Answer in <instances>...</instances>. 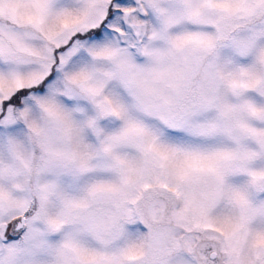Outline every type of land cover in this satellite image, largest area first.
Returning a JSON list of instances; mask_svg holds the SVG:
<instances>
[{"label":"snow or ice","instance_id":"obj_1","mask_svg":"<svg viewBox=\"0 0 264 264\" xmlns=\"http://www.w3.org/2000/svg\"><path fill=\"white\" fill-rule=\"evenodd\" d=\"M0 264H264V0H0Z\"/></svg>","mask_w":264,"mask_h":264}]
</instances>
